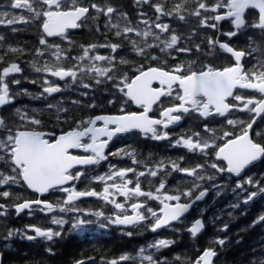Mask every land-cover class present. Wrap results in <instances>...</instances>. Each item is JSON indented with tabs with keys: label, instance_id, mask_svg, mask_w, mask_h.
I'll return each instance as SVG.
<instances>
[{
	"label": "snow or ice",
	"instance_id": "1",
	"mask_svg": "<svg viewBox=\"0 0 264 264\" xmlns=\"http://www.w3.org/2000/svg\"><path fill=\"white\" fill-rule=\"evenodd\" d=\"M134 4L140 9L147 5L154 17L141 10L139 19L133 23L118 7L94 0H89V3L83 0H10L9 7L21 10L20 14L0 12L2 25L38 23L41 31L38 42L43 47L36 48L35 56L43 58L48 53L50 59H44L39 66L38 61L32 62L31 66L37 73L66 81V87L77 85L86 90L111 83L114 95L118 93L121 97L120 114L79 119L71 130L57 135L55 127L52 131L40 130L45 124L40 117L49 112L55 126L69 123L73 119L71 109L64 106L63 100L50 102L41 109L13 105L22 95L47 99L60 93L61 87L44 76L39 81H31L40 84V93L34 94L27 89L13 91L10 84L19 85L20 80L8 78L22 72L20 65L11 62L0 68V189H3L0 199L8 201L11 198L8 203L0 202V217H7L10 209H14L17 216L26 211L29 216L35 212L61 214L52 215L48 221L55 228L34 224L25 225L23 229L7 228L0 236L4 248L18 237L43 243L45 253L54 257L58 241L69 233L88 231L92 226L100 229L110 226L130 228L132 230L123 232L128 237L145 230L158 233L163 229L187 233L195 243L211 225L216 234L209 239L203 251L197 249L199 254L190 264H219L220 252L231 244L226 234L230 223L237 218L236 211L239 209L244 215L250 204L264 197V173L248 174L264 164V143L257 142L250 134L257 120H264V0H134ZM101 16L105 18V43L80 45L82 54L78 56L70 55L71 47L62 48L48 40V37H60L71 46L73 41L68 37V30L81 28L89 21L96 24ZM166 17L184 23H188L189 18H196V27L190 28L187 35L178 33L169 23L163 22L162 18ZM222 21L231 25L229 31H221ZM100 29L101 26L96 24L95 30L100 32ZM198 29L211 30L215 35L198 33ZM18 30L12 29L14 32ZM109 32L117 40L127 41L131 53L144 63L137 64L123 54V44L108 40ZM198 34L203 37L200 43L190 45L189 42ZM221 36L227 39L221 40ZM238 37L244 38V46H236L232 42ZM4 42L5 37L0 35V50H3L0 63L8 53L26 52L24 48L11 45L5 49ZM99 48L109 49V54L101 55L97 51ZM118 50H121L120 55H117ZM193 53L196 58L178 59L181 54L191 57ZM225 54L233 63L222 68L199 59L200 56ZM168 58L176 63L169 65ZM250 59V66L246 67ZM68 60L73 62L72 65L64 67L63 62ZM152 62H156V66H152ZM129 65L134 66L132 76L124 70ZM86 78L92 83H85ZM245 91L259 95L247 96ZM79 95L87 97L89 91ZM129 102L139 106L141 111H126L125 106ZM69 103L89 109L101 107L94 100L86 105L81 99H73ZM107 103L113 105L116 100L109 99ZM154 108L160 118L149 115ZM234 112L247 113L248 119L229 118ZM187 114H195L205 120L214 116L225 117L227 125L239 126L240 132L218 133L217 129L205 124L204 135L201 132L181 133L173 140L168 129L178 125ZM132 132L155 141L168 140L170 147L198 153L204 162L181 167L184 160L181 156L160 159L149 165L138 158L140 154L136 149L130 147L106 153L114 138ZM255 135L261 136L262 133L255 132ZM218 140L223 143H217ZM74 149L82 150L84 155L73 154ZM109 157L127 158L136 167L118 168L109 164L108 172L87 175V167L98 166ZM74 168L77 170L73 171ZM172 173L190 179L169 188L167 178ZM82 177L103 184L102 191L77 190L76 182ZM156 177H159V183L154 185L151 178ZM141 178H145V188L141 186ZM13 186L26 187L38 194L37 198L24 199L20 193L11 191ZM210 192L213 203L229 192L234 199L206 220L205 212L211 205L201 207V203ZM48 193L66 195L55 202L39 198ZM84 197H95L106 205H112L115 210L106 214L103 208H82L77 202ZM119 197L124 198L122 202H119ZM151 201L158 202L159 206L153 208ZM68 213L74 215L66 219ZM193 213L195 216L190 220ZM225 216L227 219H222ZM66 224H70L68 232L64 229ZM258 225L264 226V212L257 214L248 227ZM176 243L178 240L158 237L146 247H139L135 254L124 252L112 258L102 256L100 264H170L167 257H158L157 254ZM252 251L256 253L257 249ZM259 253L249 260V264H264V244H261ZM174 259L180 261L181 257ZM95 261V257H88L87 260L78 259L74 264H95ZM0 264H5L3 250H0Z\"/></svg>",
	"mask_w": 264,
	"mask_h": 264
},
{
	"label": "trees",
	"instance_id": "2",
	"mask_svg": "<svg viewBox=\"0 0 264 264\" xmlns=\"http://www.w3.org/2000/svg\"><path fill=\"white\" fill-rule=\"evenodd\" d=\"M7 1L9 0H0V6ZM94 2L99 4H104L106 2L111 3L113 6L118 7L119 10L126 12L129 19L133 23H135L139 19L138 12L141 10L146 12L149 17H154L153 11L147 5L143 6V8L140 9L131 0H94ZM162 19L163 22L169 23L173 28H175L178 33H184L185 35H187L190 28L196 27V18H189L188 23L177 21L174 18L166 17ZM104 23L105 18L101 16L96 21V24H99L101 26L100 32H97L95 30L96 24L91 21L87 22L80 31L68 36L71 41H73V44L71 46L68 45L67 41L62 39H59L58 42H62L60 43L62 45V48L71 47V56H78L82 52V49L79 47L80 45H88L91 43H105V36L103 34L105 32V29L103 28ZM225 26H227L228 28L226 29L221 25V31L230 30L231 25L229 23ZM13 28L19 30L14 32L12 31ZM198 33H205L207 35L213 36L215 35V33L207 29H198ZM0 35H3L5 37V49L8 45L26 49V52L24 54L8 53L4 58V62L0 63V68L7 66V64L11 62L18 63L22 69V72L17 75V79L20 80L19 89L29 90L31 81L34 80L38 74L32 68V62L38 61V66L42 63L41 61H39V58L35 56L36 48L40 47L38 41L41 35V31L38 23L28 25L15 24L14 26H4L0 24ZM107 38L114 43H122L124 46L122 52L127 50L126 54L128 58L135 57L134 54L128 51V49H130V46L128 45L127 41L122 39L117 40L112 36L111 32L107 33ZM202 38L203 37L198 34L193 41L189 42V44L191 45L193 42L200 43ZM221 39L225 40L227 38L221 36ZM232 42L236 46L240 47L244 46L245 44V40L243 37L233 38ZM202 47H205V45H202ZM0 54H3V50H0ZM173 54L175 55V53ZM188 58H196V54L193 53L191 57H185L181 54L178 57V59ZM199 59L204 63H211L218 68L228 66L232 63V60L226 55H219L217 57L200 56ZM67 62L70 63L72 61L68 60ZM175 63V60L168 58L169 65H174ZM250 63L251 59L249 64ZM147 66L148 64L145 63V67ZM152 66H156V62H152ZM129 67L130 66H127L126 68ZM84 82L92 83V81L87 78L84 80ZM111 86V84H102V86L97 85L93 90H86L78 87L77 85H72L71 87L65 86L61 88L62 91L60 93H55L48 99H32L30 96L22 95L16 99V104H14L13 106H26L29 109H41L50 102L55 103L56 100H63L64 106L71 109V115L73 119L70 120L69 123H61L59 124V126H55V121L51 117V114L49 112H45L40 117L45 121L44 127L40 130L52 131L55 127L56 133L59 134L62 131L74 127L76 120L86 119L88 117L94 116L99 111L115 112L114 110H116V105H109L107 103L109 99L117 100V97L115 96L116 94L114 95V91ZM40 89L41 87L39 86L37 93L40 92ZM83 91H89V96L81 97L79 93ZM73 99H81L83 100V103L85 105L93 102L94 100V102L98 105H101V107L95 109H89L87 107H76L69 103V101ZM236 131L239 132V130ZM257 132L262 133V129H258ZM255 139L257 140V142L264 143V137L262 135H255ZM148 145H151V147ZM148 145H139L144 150L145 155L148 154L145 157V160H143L148 164H152L158 161L156 158L176 159L181 156L184 157V159L187 158L184 150H177L175 153L173 150H170L169 147H165L164 145H160V147L155 143H151ZM178 151L180 155L177 154ZM149 156H151V159H148ZM255 171L256 175L264 173V164L256 167ZM184 186L187 187L189 185ZM21 195L24 199H29L30 197L26 190H24ZM211 198L212 196H210L207 200L208 205L211 201ZM233 199V194L229 192L226 195L216 198L215 203L211 201V207H208V210L205 214V219L207 220L208 217L212 216L213 213L217 212L219 209L226 208L228 202L232 201ZM10 201L11 198H9L8 201L0 199V202L3 203H8ZM261 212H264V197L250 204L246 210V214L241 215L239 209L236 211L235 215L237 218L230 223L229 231L226 234L230 237L231 244L220 252V255L218 257L219 264H249L250 259H254L255 255L260 254L259 248L261 244H264V226L258 225L255 228H249L248 226L252 223L257 214ZM192 218H194V213L189 216L190 220ZM50 219V216L42 215H39L38 217L37 215H32V217L29 215H25L16 218L15 214L13 212H10L7 217H0V236L4 234L7 228L23 229L25 225L34 224L44 228H55L56 226L50 225L48 223ZM222 219H227V217H222ZM69 228L70 224L64 225L65 232H68ZM81 234L82 235L69 233L63 240L58 241L55 246L56 255L54 257L48 256L45 253V245L43 243L39 241L30 242L27 240H21L18 237L13 238V240L9 242V246L7 248H4L3 243L0 242V250L4 251L5 264H74L76 260H87L88 257H95V264H100V258L102 256L112 258L128 251V253L135 254L139 247L145 245L147 246L151 243L149 237L147 235L144 236L143 233L134 235L133 237H128L126 235L118 233L114 234V232L106 236H102L100 232H97L96 229H92ZM214 234H216L215 228L209 225L206 228L205 235L199 237L194 243L193 241H191L187 233H172L170 231H166L164 238L178 240V243L174 244L169 249L162 250L157 254V256L167 257L170 264H190V261L194 260L199 254L197 249L203 251V249L208 246V241ZM220 235L223 236L225 234L220 233ZM238 240L241 242L236 243V241ZM254 248L257 249L256 253H253L252 251ZM176 256H180L181 260L176 261L174 259ZM89 264H92V262H89Z\"/></svg>",
	"mask_w": 264,
	"mask_h": 264
},
{
	"label": "rangeland",
	"instance_id": "3",
	"mask_svg": "<svg viewBox=\"0 0 264 264\" xmlns=\"http://www.w3.org/2000/svg\"><path fill=\"white\" fill-rule=\"evenodd\" d=\"M83 2L84 3H89V0H83ZM9 4H10V0L9 1H7V3L5 2L3 5H1L0 6V12H9V13H13V14H17V15H19L20 14V12H21V10H19V9H12L11 7H9ZM25 15H27V13H24ZM15 25V24H14ZM14 25H4V26H14ZM141 27H142V25H141ZM137 39H139V38H137ZM50 42V41H49ZM50 43H53V42H50ZM57 44H60V43H62V42H56ZM61 45V44H60ZM62 46V45H61ZM40 47H43V46H41L40 45ZM97 51L101 54V55H107V54H109V49H106V48H99V49H97ZM128 51H130V49H128ZM126 52H127V50H125L124 52H123V54H126ZM131 52V51H130ZM121 53V51L120 50H118V53H117V55H119ZM255 55V54H254ZM44 59H50L49 58V56H48V53H45V57H43V58H39V61H41V62H43V60ZM129 59H134L135 61H136V63L137 64H139V63H144V61H142L139 57H134V58H129ZM72 63L73 62H71V63H67V61H65V62H63V66L65 67V66H71L72 65ZM130 66V68H125L124 70L125 71H128V74H129V76H132L133 74H134V71L132 70L133 69V67L134 66H132V65H129ZM18 74H20V73H17V74H14V76H10L8 79L9 80H11V79H13V78H15V79H17V75ZM44 76H47V78L50 80V81H52V82H54L55 84H57V85H59L61 88L62 87H65L66 86V81H62V80H59L58 78H56V77H51L50 75H48V74H46V73H38L37 74V76L35 77V79L34 80H40L42 77H44ZM107 84H111V83H107ZM40 86V84L39 83H36V84H34V83H31V86H30V88H29V92H31V93H34V94H36L37 92H38V87ZM101 86H102V84H101ZM10 87L12 88V90L13 91H15V90H17V88L19 87V85H11L10 84ZM111 88H112V86H111ZM42 91V89H40V92ZM113 91L115 92V90L113 89ZM39 92V93H40ZM53 96V95H52ZM116 96H117V100H116V103L118 104V105H120V103H121V97H120V94H118V93H116ZM51 96H49L48 98H50ZM47 98V99H48ZM126 106H129L128 104L126 105ZM125 106V110H127V107ZM233 119H235L236 118V116L235 117H232ZM190 119H192V118H190ZM209 127H210V125L212 126H214V128L215 129H217L218 130V133H220V129L221 128H224L225 129V131H230V132H234V131H231L232 129H234L232 126H230V125H227V123H226V126L225 125H221V124H219L218 122H210V123H208L207 124ZM239 127V126H238ZM237 128V127H236ZM190 131V129H188L187 127L186 128H184V130H183V133H188ZM195 132H197V131H195ZM202 135H204V133L202 134ZM132 141H134V140H132ZM219 141V140H218ZM217 141V142H218ZM136 150H137V148H136ZM138 151V150H137ZM141 151H143L144 152V150L141 148ZM145 153V152H144ZM191 154H193V156H195L193 159H195V162H197L198 161V163H201V159H203V161H204V158H202L198 153H191ZM118 162H121L122 161V159H118L117 160ZM124 161V160H123ZM128 161V160H127ZM126 161V162H127ZM183 162H185V160H183ZM191 163V162H190ZM121 164H124L123 162H121L120 163V165ZM129 166L130 167H134V166H136V165H133L132 163H131V160H130V164H129ZM106 167H108V165L106 166ZM118 168H120V166H117ZM109 170V169H108ZM142 170V169H141ZM209 171H211V170H209ZM106 172H108L107 170L105 171V173ZM157 178V177H156ZM141 179H143L144 181H145V178H141ZM152 179V181H153V178H151ZM83 180V177L81 178V181ZM184 180H187V179H184ZM99 184V187H100V184L101 183H98ZM154 184V183H153ZM155 185V184H154ZM22 187H16V186H13L12 187V189L11 190H20ZM102 188H103V184H101V191H102ZM3 189H0V191H2ZM61 195H64V193H61ZM88 198L89 197H84V199H86V200H88ZM92 198V203H95V205H94V209H97V205L99 206V201L100 200H98L97 198H95V197H91ZM212 202H213V195H212ZM101 202V201H100ZM151 203H156V204H158V202H156V201H151L150 202V205H151ZM97 204V205H96ZM209 205H211V201L209 202ZM103 206H104V208L106 209V205L105 204H103ZM159 206V205H158ZM105 209H104V212L106 213V214H108L106 211H105ZM208 210V209H207ZM207 212V211H206ZM206 212H205V214H206ZM74 215V214H73ZM94 219V218H93ZM93 227V226H92ZM110 227H112V226H110ZM110 227H108V228H106V229H104V230H108ZM100 229V228H99ZM165 237V234L163 235V238ZM152 242V241H151ZM145 247H146V245H145Z\"/></svg>",
	"mask_w": 264,
	"mask_h": 264
},
{
	"label": "flooded vegetation",
	"instance_id": "4",
	"mask_svg": "<svg viewBox=\"0 0 264 264\" xmlns=\"http://www.w3.org/2000/svg\"><path fill=\"white\" fill-rule=\"evenodd\" d=\"M245 95H247V96H251L250 94H245ZM253 96V95H252ZM243 114H247V113H241V112H235L234 113V115H230L229 116V118H232V117H241ZM151 116H153L154 118H160L159 117V112L158 111H156L155 109H154V111H153V113H152V115ZM192 118V119H190V118ZM248 118V116H246V119ZM209 120H211V122H218L219 124H221V125H225L226 126V118H222V117H219V116H214V117H212V118H210ZM209 120H207V121H203L201 118H199L197 115H195V114H188V115H186V116H184L183 117V122H182V124L179 126V127H177V128H175V127H170L169 129H168V131L172 134V138H176V137H178L181 133H183V130H184V128H185V126H186V124H190V125H192V126H194V128L197 130V131H199V130H202L203 128H204V125L205 124H208V121ZM213 126V125H212ZM133 138V136L131 135V136H122L119 140H117V141H115L110 147H109V150H108V152H111V151H115L116 149H119V148H124V147H129L130 146V143H131V139ZM173 139V140H174ZM122 144H125V145H122ZM131 148V147H130ZM174 149H178L177 147H175ZM179 150V149H178ZM80 155H84V153L83 152H81V153H79ZM118 159H120V158H117V157H109V159L107 160V161H103V162H101L100 163V166H102L104 163H105V165H108L109 166V164H115L116 166H120V167H122L124 164H126V165H124V168L125 167H130L129 166V164H130V160L129 159H127V158H124V159H122V161L121 162H123L124 164H121L120 165V163L121 162H118L117 160ZM124 160V161H123ZM128 160V161H127ZM127 161V162H126ZM106 168H108L109 169V167H106ZM254 173H255V171H254ZM101 174H104V173H101ZM256 174V173H255ZM129 176L131 177L132 176V174L130 173L129 174ZM142 180V188H145V183H144V180L143 179H141ZM157 180V179H156ZM181 179H178L177 181H176V185L177 184H179V183H181ZM147 190V189H146ZM100 191H101V184H100ZM154 191V190H153ZM52 195H54V194H49V196H47V198L46 199H49V200H51V198H52ZM66 195V194H65ZM33 197H34V199L35 198H37V196L36 195H33ZM39 198H41V197H39ZM45 198H41V199H45ZM83 199V200H82ZM123 197H119L118 198V200H119V202H122L123 201ZM141 200H143L144 198H140ZM81 204H82V202L84 201V198H81ZM101 201V200H100ZM99 201V202H100ZM101 204H104V202L103 201H101L100 202ZM106 205V204H105ZM151 206L153 207V208H157L158 207V204H156V203H151ZM115 209L113 208V206L112 205H110V204H108V205H106V209H105V211L108 213V214H111L113 211H114ZM33 215H37V217L39 216V215H44V213H40V212H35ZM114 228L116 229V231L117 232H119V231H122V232H124V231H126V230H132V229H130V228H128V229H125V228H120V227H118V226H114Z\"/></svg>",
	"mask_w": 264,
	"mask_h": 264
},
{
	"label": "water",
	"instance_id": "5",
	"mask_svg": "<svg viewBox=\"0 0 264 264\" xmlns=\"http://www.w3.org/2000/svg\"><path fill=\"white\" fill-rule=\"evenodd\" d=\"M78 29V28H77ZM77 29H69L68 30V33L69 32H75V31H77ZM49 39H55V38H59V37H48ZM154 86H155V84H154ZM249 92H251V91H249ZM163 99V98H162ZM229 99H231V98H229ZM133 105L135 106V108L136 109H140L139 108V106H137V105H135L134 103H133ZM151 113H149V115H150ZM99 123V122H98ZM181 124V122L178 124V125H176V126H179ZM255 126V125H254ZM254 126H253V128H254ZM252 133V132H251ZM250 133V134H251ZM129 134V133H128ZM252 135V134H251ZM115 139V138H114ZM80 149H74V150H72V151H75V152H78ZM81 166H77V168H80ZM76 168H74L73 169V171L75 170ZM66 187L67 186H69V185H65ZM31 193H34V192H32L30 189H28ZM34 194H36V193H34ZM49 194V193H48ZM48 194H45L44 196H42V197H45V196H47ZM15 211V210H14ZM27 212V211H26ZM23 214V213H22ZM21 215V214H20Z\"/></svg>",
	"mask_w": 264,
	"mask_h": 264
},
{
	"label": "bare ground",
	"instance_id": "6",
	"mask_svg": "<svg viewBox=\"0 0 264 264\" xmlns=\"http://www.w3.org/2000/svg\"><path fill=\"white\" fill-rule=\"evenodd\" d=\"M7 3V2H6ZM76 90V89H75ZM129 252V251H128Z\"/></svg>",
	"mask_w": 264,
	"mask_h": 264
}]
</instances>
